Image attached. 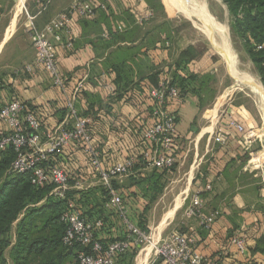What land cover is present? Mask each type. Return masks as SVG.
Returning a JSON list of instances; mask_svg holds the SVG:
<instances>
[{
	"label": "crops",
	"instance_id": "0c3cea01",
	"mask_svg": "<svg viewBox=\"0 0 264 264\" xmlns=\"http://www.w3.org/2000/svg\"><path fill=\"white\" fill-rule=\"evenodd\" d=\"M76 1L0 0V108L13 98L24 100L36 112L43 124L42 133H46L72 124L68 102L75 99L79 116L90 119L92 144L102 166L109 167L130 155L141 160L149 148L143 134L154 123L152 91L157 83H171L193 73L197 75L194 87L199 90L203 75L209 73L213 97L207 100L203 92L191 89H182V94L178 87L179 96L170 99L166 108L176 116L177 163L180 173L183 170L188 178L187 188L179 195L183 199L178 209L186 199L184 194L192 197L200 189L207 212L219 209L221 216L210 229L187 215L177 225L181 222L179 229L195 236L197 252L218 264H264V100L232 89L230 67L226 69L230 72L227 84L207 54L178 66L183 50L204 47L184 42L182 37L172 41L169 30L179 34V29L161 25L163 17L140 22L139 16L154 12L149 0H96V5L104 3L106 8L87 17L72 12ZM199 12L194 10L192 14ZM61 14L71 15L72 20L61 31L62 42L52 38L64 79L59 87L37 64L29 28L33 21L42 30ZM232 117L244 125V132L229 125ZM217 134L226 137L224 144L215 141ZM51 160L79 182L69 190L70 197L83 214L87 213L89 221L103 220L97 238L105 242L123 238L126 218L152 230L150 211L166 202L172 186L168 182L170 171L156 169L166 185L152 200L149 188L153 171L138 161L130 174L113 180L112 190L119 198L114 202L84 143H72ZM207 184L212 188L204 190ZM83 192L88 193L86 198ZM161 223L158 235L167 224ZM237 235L246 240L244 253L233 243Z\"/></svg>",
	"mask_w": 264,
	"mask_h": 264
},
{
	"label": "built area",
	"instance_id": "2783aa9c",
	"mask_svg": "<svg viewBox=\"0 0 264 264\" xmlns=\"http://www.w3.org/2000/svg\"><path fill=\"white\" fill-rule=\"evenodd\" d=\"M95 1L78 0L74 3L72 12L87 17L94 15L98 9L106 8L104 3L96 5ZM153 16V11H147L139 16V21L149 20ZM71 20V15L61 14L52 19L42 30L38 29L33 21L29 28L37 64L45 69L53 84L59 87L64 85V79L59 71L57 50L52 38L56 42H62L61 31ZM170 84L167 81H160L152 91L155 100L154 123L144 131L143 137L149 144V148L143 152L141 160L136 155H130L123 161L103 167L99 153L92 144L90 119L79 116L74 103L75 99L68 102L70 117L73 118L72 124L42 133L43 124L38 115L20 98L11 99L0 108V158L2 152L12 146L17 156L11 164V172H31L35 185H50L52 186L50 195L57 199H68L69 190L72 186H78L79 182L72 183L73 179L69 173L64 168L53 165L51 159L72 143L82 142L85 150L91 155L93 164L99 169L102 185L110 190L113 201L118 202L119 198L112 190V182L117 177L130 174L138 161L150 170L172 168L178 162L177 120L166 107L170 99L179 96V90ZM229 125L240 132L245 131L244 125L234 117L230 118ZM215 141L224 144L226 137L223 134H217ZM211 188L212 186L207 184L204 190ZM186 215L196 217L201 227L210 229L221 216V210L207 212L202 190L199 189L191 197ZM61 220L67 224L64 235L65 244L80 246L77 252L80 264H115L120 255L135 247L140 249L138 256L146 249L145 256L149 257L145 264H216L214 259L207 258L196 251L194 235L172 230L153 243L151 235L128 218L125 219L126 233L123 238L104 245L97 238V230L104 225L103 220L86 219L72 199L66 202V209ZM233 243L241 253L246 251L244 237L235 236ZM144 244L149 246L143 248ZM148 247H150L149 250Z\"/></svg>",
	"mask_w": 264,
	"mask_h": 264
},
{
	"label": "trees",
	"instance_id": "16d2710c",
	"mask_svg": "<svg viewBox=\"0 0 264 264\" xmlns=\"http://www.w3.org/2000/svg\"><path fill=\"white\" fill-rule=\"evenodd\" d=\"M224 2L229 8L232 31L243 41L246 52L264 80V0ZM149 3L154 10V16L149 20L163 17L165 19L161 25L171 29L172 19L166 18L162 0H149ZM169 31L172 37V30ZM205 52V48L200 50L189 46L181 52L177 65L201 59ZM196 77L192 73L187 78L172 80L170 85L181 88L182 94L183 90L191 89L203 92L207 100L213 97V90L208 85L212 79L210 74L203 75L199 90L194 87ZM152 79L157 83L156 77ZM16 156V150L9 146L0 158V264H80L77 256L80 246H70L64 242L67 224L61 220V216L66 209V202L71 199L70 193L68 199H57L50 195L52 186H37L33 183L31 172H11L10 167ZM174 167L162 170L172 172ZM155 170H152V184L149 188L153 192L152 200L166 185ZM82 196L86 198L88 193L83 192ZM86 214L83 215L86 217ZM139 228L146 232L145 226ZM100 241L104 245L108 243ZM138 249L135 247L120 255L115 264H133Z\"/></svg>",
	"mask_w": 264,
	"mask_h": 264
},
{
	"label": "rangeland",
	"instance_id": "374dc122",
	"mask_svg": "<svg viewBox=\"0 0 264 264\" xmlns=\"http://www.w3.org/2000/svg\"><path fill=\"white\" fill-rule=\"evenodd\" d=\"M204 1L207 3L208 8H210L211 13L216 16L220 26L227 32V38L229 41L228 46L233 50V52L236 53L238 73L236 69L230 66L226 55L217 47L215 42L209 37L208 33L199 28V26L195 23L196 21L198 24H201L199 22L200 18H195L194 16L190 18L188 17V15L192 14V11L195 10V3L192 0H162L167 17L172 19V29H179V31L177 32L179 34H172V41L173 39L174 41H176L179 37H182L184 42H195L197 46L204 47L206 49L205 54H207V56H210V61L216 64L217 74L225 83H230V72H227L226 70L230 67L234 81V87H232V89L237 88L238 92L244 94L249 93V95L254 98H258L259 91L261 90V98L264 100L263 76L259 73L256 65L251 60L249 54L246 52L243 41L240 39L238 34L232 31V20L228 5L226 4V2H224V0H199V2ZM170 16H172V18ZM226 63L228 64V67L226 66ZM251 83L257 86V93H255L256 91L254 90V88L249 85ZM254 160H259V155H256ZM180 171L181 168L179 169V165L177 163L172 172H170L169 174L168 182L172 184V186H170L169 188V195L166 197V202L159 204L150 211L151 218L154 221L152 230L148 228L145 229L147 234L151 235L153 243L157 242L161 236H165L172 230L181 231L179 228L180 226H183L181 222L179 225H177V223L181 221V219H183V215H186V209L190 204L191 195L188 197L186 194H184L186 198H184L185 201L183 200L181 207L178 209L182 202L181 200L179 206L177 207L178 210L176 209L177 211L173 219L167 220L169 223L167 222L166 226L162 230L163 232L161 233V235H158L160 231V223L165 218L166 214L174 207L176 200L179 198V195L187 188L188 178H185V176L183 175V170L182 173H180ZM172 181H174V183H172ZM142 246L144 248L145 246H149V244H144ZM139 250L140 249H138V251ZM138 251L134 256L133 264H138L139 262V258L137 259Z\"/></svg>",
	"mask_w": 264,
	"mask_h": 264
},
{
	"label": "bare ground",
	"instance_id": "6f19581e",
	"mask_svg": "<svg viewBox=\"0 0 264 264\" xmlns=\"http://www.w3.org/2000/svg\"><path fill=\"white\" fill-rule=\"evenodd\" d=\"M193 2L195 3V10H200V12H199V14H197V13H193V14H189V15L187 14L188 17L190 18V17L194 16L195 18L199 17V18H201L203 20V21H201V19H200L199 22L201 24H199V26L202 29H204L209 34V36L216 42V44L223 50L224 54L226 55V57H227V59L229 61L230 66L232 68L236 69V71L238 73V63H237L236 53L233 52V50L228 46L229 45V41H228L226 32L220 28L219 24L217 23V21L213 17V14L211 13L210 8H208V5H207V3L205 1L204 2H199V0H193ZM22 7H20V8H22ZM20 8H19V10H21ZM19 10L17 9V12ZM9 35H11V34H9ZM254 81H253V83H254ZM253 83H251L249 85H251V87L254 88V90L256 91L255 93H257V86L254 85ZM236 84H238V83H236ZM261 94H262V91L260 90L258 95L261 97ZM182 197L183 196H179V198L177 199V202L174 205V207L171 210L169 209L170 211L166 214L165 218L163 219V221L161 223L162 225H165L167 223V220L170 217H173L177 207L179 206V204H180V202L182 200ZM148 249H150V248H148ZM146 256H145V250H144L139 255V260H138L139 264H145L144 260L146 261V259H147Z\"/></svg>",
	"mask_w": 264,
	"mask_h": 264
}]
</instances>
